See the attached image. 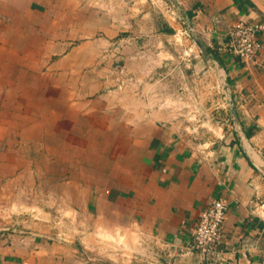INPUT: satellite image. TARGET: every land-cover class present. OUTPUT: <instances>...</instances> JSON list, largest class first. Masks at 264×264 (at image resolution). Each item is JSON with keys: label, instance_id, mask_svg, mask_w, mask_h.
Listing matches in <instances>:
<instances>
[{"label": "crops", "instance_id": "1", "mask_svg": "<svg viewBox=\"0 0 264 264\" xmlns=\"http://www.w3.org/2000/svg\"><path fill=\"white\" fill-rule=\"evenodd\" d=\"M251 20L264 0H0V264H217L193 235L216 197L211 257L264 264Z\"/></svg>", "mask_w": 264, "mask_h": 264}, {"label": "built area", "instance_id": "2", "mask_svg": "<svg viewBox=\"0 0 264 264\" xmlns=\"http://www.w3.org/2000/svg\"><path fill=\"white\" fill-rule=\"evenodd\" d=\"M166 9L171 15L176 11L170 4L166 3ZM264 30V23L261 21H239L230 30L231 51L239 56L249 69L253 67H264V42L260 35ZM228 211V202L224 197H216L204 208L199 216L194 229L195 246L200 250L207 261H217V264H228L225 254L214 253L215 246L222 240V226ZM155 255H158L157 253ZM155 264L154 259L149 260Z\"/></svg>", "mask_w": 264, "mask_h": 264}, {"label": "rangeland", "instance_id": "3", "mask_svg": "<svg viewBox=\"0 0 264 264\" xmlns=\"http://www.w3.org/2000/svg\"><path fill=\"white\" fill-rule=\"evenodd\" d=\"M2 209H5V210H2ZM8 209H6L5 207L4 208H1V212H0V216H5L6 219H8L9 217L12 219H14L15 217H17L18 215H20V213H12V212H9L7 211ZM26 215V214H25Z\"/></svg>", "mask_w": 264, "mask_h": 264}]
</instances>
